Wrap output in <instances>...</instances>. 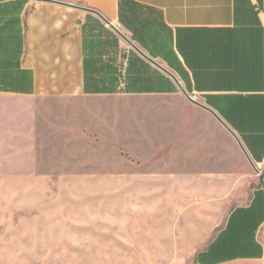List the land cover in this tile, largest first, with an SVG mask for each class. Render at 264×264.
Masks as SVG:
<instances>
[{
    "label": "crops",
    "instance_id": "crops-1",
    "mask_svg": "<svg viewBox=\"0 0 264 264\" xmlns=\"http://www.w3.org/2000/svg\"><path fill=\"white\" fill-rule=\"evenodd\" d=\"M83 9L212 110L253 167L209 111ZM0 56H18L16 69L32 79L30 91L0 92V126L10 114L35 128L52 102H156L125 150L143 166L156 163L158 183L177 185L174 214L204 215L192 264H264V0H0ZM152 198L163 215L164 191Z\"/></svg>",
    "mask_w": 264,
    "mask_h": 264
},
{
    "label": "rangeland",
    "instance_id": "rangeland-1",
    "mask_svg": "<svg viewBox=\"0 0 264 264\" xmlns=\"http://www.w3.org/2000/svg\"><path fill=\"white\" fill-rule=\"evenodd\" d=\"M48 105L35 128L10 114L0 126V264H192L204 215L174 214L177 185L158 183L157 164L125 150L158 104L112 96Z\"/></svg>",
    "mask_w": 264,
    "mask_h": 264
},
{
    "label": "trees",
    "instance_id": "trees-1",
    "mask_svg": "<svg viewBox=\"0 0 264 264\" xmlns=\"http://www.w3.org/2000/svg\"><path fill=\"white\" fill-rule=\"evenodd\" d=\"M3 68L0 70V92L24 93L30 91L32 79L30 72L16 69L18 56H0ZM97 91V88H93ZM102 93H112L113 88H103Z\"/></svg>",
    "mask_w": 264,
    "mask_h": 264
},
{
    "label": "water",
    "instance_id": "water-1",
    "mask_svg": "<svg viewBox=\"0 0 264 264\" xmlns=\"http://www.w3.org/2000/svg\"><path fill=\"white\" fill-rule=\"evenodd\" d=\"M85 11H90V10H86L83 9ZM92 13H94L96 16H98L106 25H108L110 27L111 30H113L122 40H124L134 51H136L142 58H144L146 61H148L149 63H151L152 65H154L156 68H158L162 73H164L166 76H168L169 78H171L174 83L176 84L177 88L179 89V91L183 94V96L192 104L203 108L207 111H209L219 122L220 124L227 130V132L234 138V140L237 142L238 146L240 147L242 153L244 154V156L246 157V159L248 160V162L250 163V165L253 167V164L251 162V160L249 159L246 151L244 150V148L242 147V144L240 143L238 137L230 130V128H228V126H226L219 118L218 116H216V114L208 109L207 107H205L204 105L196 102L189 94H187V92L184 90V88L178 83V81L174 78V76L167 70H165L164 68H162L160 65H158L156 62H154L152 59H150L148 56H146L145 54H143L133 43H131L124 35H122L114 26H112L110 23H108L100 14H98L97 12H93L90 11Z\"/></svg>",
    "mask_w": 264,
    "mask_h": 264
},
{
    "label": "built area",
    "instance_id": "built-area-1",
    "mask_svg": "<svg viewBox=\"0 0 264 264\" xmlns=\"http://www.w3.org/2000/svg\"><path fill=\"white\" fill-rule=\"evenodd\" d=\"M264 162V161H263Z\"/></svg>",
    "mask_w": 264,
    "mask_h": 264
}]
</instances>
